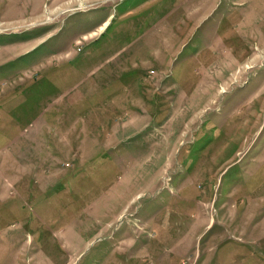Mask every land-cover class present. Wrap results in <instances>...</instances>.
Returning <instances> with one entry per match:
<instances>
[{
	"label": "rangeland",
	"instance_id": "obj_1",
	"mask_svg": "<svg viewBox=\"0 0 264 264\" xmlns=\"http://www.w3.org/2000/svg\"><path fill=\"white\" fill-rule=\"evenodd\" d=\"M0 264H264V0H0Z\"/></svg>",
	"mask_w": 264,
	"mask_h": 264
}]
</instances>
